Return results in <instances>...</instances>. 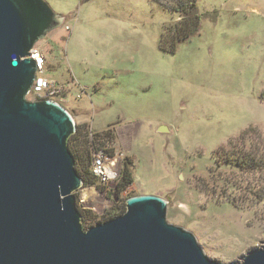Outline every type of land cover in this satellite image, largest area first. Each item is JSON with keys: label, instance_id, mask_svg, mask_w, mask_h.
Listing matches in <instances>:
<instances>
[{"label": "rangeland", "instance_id": "1", "mask_svg": "<svg viewBox=\"0 0 264 264\" xmlns=\"http://www.w3.org/2000/svg\"><path fill=\"white\" fill-rule=\"evenodd\" d=\"M45 1L63 16L35 44L43 76L61 87L52 100L86 130V151L109 130L116 169L131 163L122 192L96 180L75 193L92 225L126 210L131 196L155 194L167 201V221L223 264L261 246L264 0H197L201 28L174 53L158 43L177 15L159 0ZM246 155L242 167L225 159Z\"/></svg>", "mask_w": 264, "mask_h": 264}, {"label": "water", "instance_id": "2", "mask_svg": "<svg viewBox=\"0 0 264 264\" xmlns=\"http://www.w3.org/2000/svg\"><path fill=\"white\" fill-rule=\"evenodd\" d=\"M62 21L45 0H0V264H223L167 221L155 194L83 227L73 117L52 99L26 97L37 72L30 50ZM262 243L227 264H264Z\"/></svg>", "mask_w": 264, "mask_h": 264}, {"label": "trees", "instance_id": "3", "mask_svg": "<svg viewBox=\"0 0 264 264\" xmlns=\"http://www.w3.org/2000/svg\"><path fill=\"white\" fill-rule=\"evenodd\" d=\"M158 2L161 8L177 15L176 20H171L162 24V30L158 43L160 50L163 52L174 53L179 44L186 42L199 32L201 28L202 14L198 10L197 0H166L165 3L159 0ZM38 99L44 98L36 97V100ZM82 129V125H76L75 132L69 138V149L75 158V168L78 174L82 177L83 187H89L94 185L97 179L90 170V151H86L83 147L81 137H86L87 133L85 129ZM111 137L112 132L109 130L104 131L101 134L97 133L92 143H94L93 145L97 148V150L103 149V147L108 144L105 140L107 138L110 139ZM107 152L110 155L114 154V150L111 147L107 149ZM246 158L251 159L250 155H246L245 157L243 156L242 161L239 159V156L236 158L226 157L225 159L228 162H232L234 166L242 167V163L246 164ZM130 164V161L128 162L126 160L120 171L119 180L116 184L117 193L122 192L133 182ZM77 207L81 213L82 224L86 225L88 228L92 225L90 212L80 209L78 204ZM124 211L125 210L119 212L117 215L122 214Z\"/></svg>", "mask_w": 264, "mask_h": 264}, {"label": "built area", "instance_id": "4", "mask_svg": "<svg viewBox=\"0 0 264 264\" xmlns=\"http://www.w3.org/2000/svg\"><path fill=\"white\" fill-rule=\"evenodd\" d=\"M65 28L68 27L66 26ZM30 57L34 59L37 65V72L32 87L28 94L43 98L54 99L51 97V95L55 94L56 92H59L61 87L57 86L53 81L46 79L43 76L42 65H44V56L37 46H34L30 50ZM77 96L79 97L80 94H77ZM88 134L93 135L90 130H88ZM108 148L109 147L107 145L104 146L103 149L97 150V148L93 145L90 149V170L96 177L97 182L102 185H105L109 182H117L120 176V170L116 169L115 167L116 162L118 160L117 156L110 155L107 152ZM80 190L83 189L80 188L77 191ZM83 201L84 197L83 194H81V196L77 199V204L79 207L83 203Z\"/></svg>", "mask_w": 264, "mask_h": 264}]
</instances>
